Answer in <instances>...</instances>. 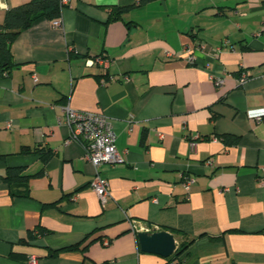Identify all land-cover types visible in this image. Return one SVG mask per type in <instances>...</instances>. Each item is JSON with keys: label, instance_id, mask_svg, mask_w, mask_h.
Segmentation results:
<instances>
[{"label": "crops", "instance_id": "1", "mask_svg": "<svg viewBox=\"0 0 264 264\" xmlns=\"http://www.w3.org/2000/svg\"><path fill=\"white\" fill-rule=\"evenodd\" d=\"M26 1L0 0V22ZM138 2L69 0L60 26L38 18L13 40L16 66L0 77V264H164L139 250L130 220L187 243L182 264H264V0H148L109 19ZM64 105L110 119L122 161L97 168L104 204ZM7 167L30 175L27 195H10ZM36 226L47 232L21 243Z\"/></svg>", "mask_w": 264, "mask_h": 264}, {"label": "built area", "instance_id": "2", "mask_svg": "<svg viewBox=\"0 0 264 264\" xmlns=\"http://www.w3.org/2000/svg\"><path fill=\"white\" fill-rule=\"evenodd\" d=\"M69 0H60L62 5H66ZM52 24L60 26L59 17L52 20ZM197 48H208L209 51L217 55L219 47L207 46L205 43L200 42ZM167 57H171V52H165ZM185 61L187 64H194L195 56L193 51L187 49ZM90 64L95 63L98 65H106L107 60L103 57H96L94 60L89 61ZM247 79V74L242 68L239 69L236 81L241 84ZM216 87L223 84V79L217 77L214 79ZM64 123L66 124L69 132V139L75 140L82 144L84 149V159L88 161L95 169V175L89 182V187L95 192L101 204H104L109 197V187L106 178L101 177L97 168L102 164H115L122 161L121 153L115 147V133L113 131L110 119L100 113H93L89 111L76 110L70 108L68 105L62 107ZM260 116H256L255 120L258 121ZM193 179L187 178L184 180V189L187 191ZM129 226L134 232H148L151 226H145L136 222L135 220L129 221ZM27 262L29 264H36L37 257L29 255ZM172 264V263H169Z\"/></svg>", "mask_w": 264, "mask_h": 264}, {"label": "trees", "instance_id": "3", "mask_svg": "<svg viewBox=\"0 0 264 264\" xmlns=\"http://www.w3.org/2000/svg\"><path fill=\"white\" fill-rule=\"evenodd\" d=\"M138 4L126 7L113 8L109 12V19L118 18L124 11L143 4L148 0H138ZM60 0H28L17 6L10 7L5 10L3 19L0 22V77L8 75L10 70L16 66L12 59L11 44L15 37L24 29H27L31 23L38 18H46L47 20H54L60 17L62 7ZM219 138L226 144H235L238 140L236 136L223 134ZM42 160H46L50 155V151H38ZM30 175L25 174L21 167H7L2 177L6 183L8 191L12 196L27 195L26 183ZM54 204V203H51ZM43 228L36 226L32 231H28L25 238H21V243H27L28 240L36 236L46 233ZM87 236L79 242L58 248L56 250H48L47 255H57L64 251H74L79 249L81 243L85 241ZM191 240L188 241V243ZM185 242H180L171 255L166 257L164 264H182L184 255L183 251L186 249ZM86 245L80 249L83 251ZM182 255V256H181ZM181 256V257H180Z\"/></svg>", "mask_w": 264, "mask_h": 264}, {"label": "water", "instance_id": "4", "mask_svg": "<svg viewBox=\"0 0 264 264\" xmlns=\"http://www.w3.org/2000/svg\"><path fill=\"white\" fill-rule=\"evenodd\" d=\"M138 248L141 252L152 253L163 258L174 253L176 243L172 233L151 228L148 232H137Z\"/></svg>", "mask_w": 264, "mask_h": 264}]
</instances>
